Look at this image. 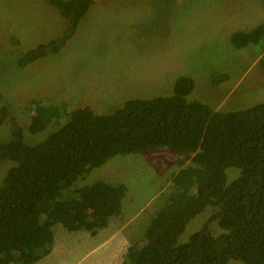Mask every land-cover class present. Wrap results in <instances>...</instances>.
<instances>
[{"label": "trees", "instance_id": "1", "mask_svg": "<svg viewBox=\"0 0 264 264\" xmlns=\"http://www.w3.org/2000/svg\"><path fill=\"white\" fill-rule=\"evenodd\" d=\"M43 1L62 17V31L21 54V69L67 49L97 0ZM231 42L238 50L254 45L264 53V23L235 32ZM228 80L224 74L213 83ZM198 89L196 80L181 76L171 96L134 98L103 114L36 99L27 126L3 106L1 123L10 119L12 137L0 144V163L9 164L0 185V264L41 261L52 252L57 224L92 236L107 229L123 210L127 186L80 182L116 157L147 151L184 158V167L173 174L143 244H132L122 264H264V102L216 110L195 98ZM52 125L57 127L47 132ZM27 132L47 133L31 143ZM230 168L238 171L231 182ZM207 208L213 209L208 222L179 244ZM213 223L222 230L218 235Z\"/></svg>", "mask_w": 264, "mask_h": 264}, {"label": "rangeland", "instance_id": "2", "mask_svg": "<svg viewBox=\"0 0 264 264\" xmlns=\"http://www.w3.org/2000/svg\"><path fill=\"white\" fill-rule=\"evenodd\" d=\"M262 23L261 0H97L67 49L21 69L20 55L59 36L63 19L43 0H0V111L9 106L24 126L36 99L70 111L89 106L98 114L112 113L134 98L171 96L181 76L196 80L195 98L216 110L250 108L264 102V53L254 45L238 50L231 38ZM224 74L229 80L215 85L214 78ZM9 120L1 123L0 112V144L11 140ZM47 132H27L26 139L34 143ZM182 160L170 152L147 151L95 169L80 186L98 180L125 184L121 214L94 239L57 224L56 247H61L43 264H115L117 255L122 264L132 244H143L166 203L173 174L184 167ZM8 168L0 163V185ZM232 171L237 170H228L230 182L237 176ZM212 213L207 208L197 216L179 244L187 243ZM211 227L216 235L222 232L216 223ZM81 236L90 241L78 244Z\"/></svg>", "mask_w": 264, "mask_h": 264}, {"label": "crops", "instance_id": "3", "mask_svg": "<svg viewBox=\"0 0 264 264\" xmlns=\"http://www.w3.org/2000/svg\"><path fill=\"white\" fill-rule=\"evenodd\" d=\"M102 232V231H101ZM101 232H99V234L97 235V236H92L90 233H85L84 235L85 236H89L90 238H92V239H94V238H97V237H99V236H101ZM65 238H66V236L63 234V241H65ZM63 241H61V243L63 242ZM78 242V244H80V242L79 241H82L83 243H86V242H88V241H90V240H88V241H85V240H83V236H81V237H79L78 238V240H77ZM64 243V242H63ZM65 244V243H64ZM66 245V244H65ZM61 247V246H60ZM60 247H56V241H55V243H54V247H53V249L52 250H59L60 249ZM121 248H120V243H119V249H118V253L119 252H121ZM54 253H56V251H52V253H50L49 255H47L45 258H43L41 261H39V262H37L36 264H43V262L47 259V258H49V257H53V255H54ZM115 264H118V255H117V259H116V262H115Z\"/></svg>", "mask_w": 264, "mask_h": 264}]
</instances>
